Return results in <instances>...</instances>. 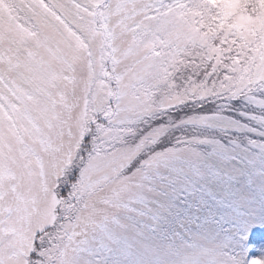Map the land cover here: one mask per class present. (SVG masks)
Masks as SVG:
<instances>
[{"label":"snow or ice","instance_id":"6c2138e0","mask_svg":"<svg viewBox=\"0 0 264 264\" xmlns=\"http://www.w3.org/2000/svg\"><path fill=\"white\" fill-rule=\"evenodd\" d=\"M0 264H264V0H0Z\"/></svg>","mask_w":264,"mask_h":264}]
</instances>
